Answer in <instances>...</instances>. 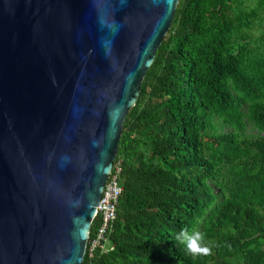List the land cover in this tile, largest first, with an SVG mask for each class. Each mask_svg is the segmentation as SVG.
Returning <instances> with one entry per match:
<instances>
[{
    "label": "trees",
    "instance_id": "16d2710c",
    "mask_svg": "<svg viewBox=\"0 0 264 264\" xmlns=\"http://www.w3.org/2000/svg\"><path fill=\"white\" fill-rule=\"evenodd\" d=\"M117 160L112 249L82 264H264V0H178Z\"/></svg>",
    "mask_w": 264,
    "mask_h": 264
},
{
    "label": "water",
    "instance_id": "95a60500",
    "mask_svg": "<svg viewBox=\"0 0 264 264\" xmlns=\"http://www.w3.org/2000/svg\"><path fill=\"white\" fill-rule=\"evenodd\" d=\"M177 2L0 0V264H82Z\"/></svg>",
    "mask_w": 264,
    "mask_h": 264
},
{
    "label": "built area",
    "instance_id": "2783aa9c",
    "mask_svg": "<svg viewBox=\"0 0 264 264\" xmlns=\"http://www.w3.org/2000/svg\"><path fill=\"white\" fill-rule=\"evenodd\" d=\"M120 171V161L114 162L94 212L93 219L99 216L101 218V226L95 236L91 240H87L88 247H86L90 254L89 256L95 249H103L102 243L106 241L105 233L111 228V224L115 220L116 204L121 194V187L118 184Z\"/></svg>",
    "mask_w": 264,
    "mask_h": 264
},
{
    "label": "clouds",
    "instance_id": "9594fccd",
    "mask_svg": "<svg viewBox=\"0 0 264 264\" xmlns=\"http://www.w3.org/2000/svg\"><path fill=\"white\" fill-rule=\"evenodd\" d=\"M119 160L117 161H113V164L114 162H118ZM112 164V165H113ZM112 168V167H111ZM121 172V171H120ZM119 176V175H118ZM108 178V177H107ZM97 207V206H96ZM94 216V215H93ZM96 218H99L100 220V226H101V218L99 216H97ZM94 218V219H96ZM93 217H92V220H91V223L93 222ZM114 222V221H113ZM112 222V223H113ZM91 226V224H90ZM100 226L98 227V229L100 228ZM112 226V224H111ZM97 229V230H98ZM97 230L95 231L94 235L92 236V238L95 236ZM110 230V229H109ZM108 230V231H109ZM89 231H90V227H89ZM106 234V233H105ZM107 236H105L106 238ZM91 238V239H92ZM89 238V234H88V239L87 240H91ZM107 240V239H106ZM176 240L179 241L180 243H182L186 250L188 252H190L191 254L193 255H199V254H209L211 252V247L207 244H205L203 241H204V236L202 233L198 232V231H194V232H189L187 229H183L181 231H179L177 234H176ZM106 242V241H105ZM103 244V243H102ZM86 246H87V242H86ZM88 247V246H87ZM87 247H85V252L87 250ZM99 249V248H98ZM112 249V246H108L107 248L104 247L103 245V249H99L101 251H103L104 253L105 252H108L109 250ZM85 254V253H84Z\"/></svg>",
    "mask_w": 264,
    "mask_h": 264
},
{
    "label": "rangeland",
    "instance_id": "374dc122",
    "mask_svg": "<svg viewBox=\"0 0 264 264\" xmlns=\"http://www.w3.org/2000/svg\"><path fill=\"white\" fill-rule=\"evenodd\" d=\"M110 244L108 243L106 246L108 247Z\"/></svg>",
    "mask_w": 264,
    "mask_h": 264
}]
</instances>
